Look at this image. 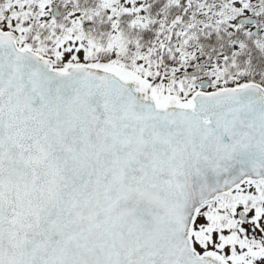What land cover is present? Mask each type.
Returning a JSON list of instances; mask_svg holds the SVG:
<instances>
[{"label":"snow or ice","instance_id":"snow-or-ice-1","mask_svg":"<svg viewBox=\"0 0 264 264\" xmlns=\"http://www.w3.org/2000/svg\"><path fill=\"white\" fill-rule=\"evenodd\" d=\"M0 264H264V0H0Z\"/></svg>","mask_w":264,"mask_h":264}]
</instances>
